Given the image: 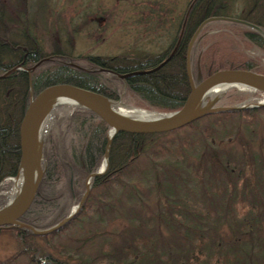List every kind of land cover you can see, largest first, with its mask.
<instances>
[{"label": "trees", "instance_id": "obj_1", "mask_svg": "<svg viewBox=\"0 0 264 264\" xmlns=\"http://www.w3.org/2000/svg\"><path fill=\"white\" fill-rule=\"evenodd\" d=\"M46 1L13 0L11 6L0 3V75L18 64L30 67L47 58L29 75L22 70H14L0 77V182L5 177L17 176L18 125L29 96H34L43 87L67 83L95 91L109 99L120 97L136 106L162 112L176 110L189 92L185 51L200 22L210 16H227L251 22L264 30V0H186L181 13L170 20V29L166 28L164 40L167 45L164 47H158L153 52L131 47L112 55H73L69 41L73 33L86 23L93 25L97 32L102 31L106 11L97 9L93 16L83 17L78 24L71 19L68 23L67 19L57 20L54 25H49L51 38L46 45L34 30L36 25L37 30L45 26L44 17L39 19L33 14L47 11ZM95 1L97 6L99 0ZM238 1L242 6L236 12ZM82 9H78V13L85 12L86 9ZM62 30L64 32H59ZM40 32L43 34L42 30ZM62 34L63 43L60 44ZM244 34L252 43L263 44L256 32L248 30ZM159 42L162 43L161 39ZM175 44L171 57L154 71L131 74L123 79L117 77V74L155 67L168 56ZM192 68L193 80L195 76L204 79L221 69H252L249 64L234 60L217 48L216 43L198 50ZM258 111L264 112V105L206 114L162 133L116 132L109 143L105 172L91 179L88 195L65 224L40 235L24 228H0V231H12L19 244V248L0 264H7L19 255L27 256L33 264H67L49 253L41 254L40 248L45 243H34L35 237L53 238L85 221L105 220L104 211L107 209L110 212L113 208V203L107 201L115 198L112 189L121 188L123 193H128L123 179L141 160L140 169H143L140 174L147 179L157 174V168L164 171L162 176H165L166 182L161 185L155 183L154 186L161 206L171 208L173 216L162 215L161 228L144 230L140 222H136L123 235L121 244L115 250L107 252L101 245L103 254L90 258L81 253L77 264H238L240 261L241 264H264V240H259L264 222V191L262 196L259 193L261 187L247 185L246 178L225 175L237 171L244 176L242 173L247 168L253 170V178L262 181L260 178L264 179V176L259 173L264 166L254 159L255 166L250 164L251 158H248V163L242 161L247 158L239 159L234 152L220 155L219 161L209 164L199 157V154L214 156L209 149L215 143L212 137L214 129L226 123L221 120L243 117L245 128H251L250 120ZM211 118L216 119L201 128L202 137L194 132L173 136L201 119ZM58 120L55 134L44 141V171L34 198L19 217L21 222L37 229L57 223L66 216L74 201H79L84 191V179L96 170L106 147L107 126L93 112L77 107L68 118ZM203 141L208 142L205 145ZM195 148L198 154L194 156L191 151ZM241 154L246 153L242 151ZM189 155L199 159L194 163L188 162ZM217 163H220L219 166ZM237 180H240V187H237ZM127 187L129 192H137L134 186L129 184ZM116 201L119 203V198ZM128 219L130 217H125V220ZM93 235L94 232L81 237L82 243Z\"/></svg>", "mask_w": 264, "mask_h": 264}, {"label": "rangeland", "instance_id": "obj_2", "mask_svg": "<svg viewBox=\"0 0 264 264\" xmlns=\"http://www.w3.org/2000/svg\"><path fill=\"white\" fill-rule=\"evenodd\" d=\"M1 1V4L7 6L13 5V0ZM185 1L186 0H99L96 6L95 0H47L45 2V7L47 8L48 6L47 11H37L33 13L37 15L39 19H41L42 16L44 17L43 25L45 26H43V28L39 27L40 30H37L38 27L36 26L38 25H36L34 30L37 31V35L41 38L40 40L47 45L46 42L48 38H51L49 25H54L57 20L60 21L62 19H67V23L69 22L68 19H71L72 22L78 24L83 20V17H91L95 14L97 9H103L106 11L105 16L107 18L103 24L102 31L97 32L93 25L86 23L84 27L78 28L80 30H78L77 33L74 32L73 35L71 34L72 37L69 41L72 45L71 52L73 55L88 53L112 55L125 51L131 47L138 50L153 52L156 48L167 45V42L164 40V37H166L165 34L167 33L166 28H169V23L173 16H178L181 13ZM241 6V1H238V4L235 5V11L238 12ZM81 7L86 10L83 13H78V9L81 10ZM41 30L43 34L40 32ZM248 30L251 29L240 24L225 21H211L204 24L193 40L192 45L194 46L191 45L192 49L190 48L189 67L191 75L193 73V62L198 50L206 48L213 43H216L217 48H220L234 60H240L249 64L252 68L250 71L264 74V39L261 37L263 44L260 46L252 43L244 34L245 31ZM59 32L64 31L62 30ZM170 34L171 33L168 35ZM62 38L63 34L60 38V44L63 43L61 40ZM160 39L162 43L159 42ZM202 79L201 77L197 78L195 76L193 81L199 82ZM118 99L129 106L152 112H162L143 106L128 104L120 97ZM258 102H264L263 93L249 90L240 93L235 90H228L218 99L216 105L232 106ZM75 108H77V106H62L56 108L54 110L55 112H52L53 115H51L42 134V148L45 139H49L52 134H55L59 122L58 119L68 118ZM214 119L216 118L201 119L192 127L180 129L173 136H185L194 132L195 134L197 133L198 137H202L200 133L201 128L207 126L209 124L208 122ZM221 121H225L226 123H222L221 127L214 129L212 134L215 143L213 148L209 150L214 153V156L210 157L208 155L203 156V154H199L202 161L205 162V164L217 162L221 158L220 155L234 152L237 153L239 159L240 157L247 158L242 161L248 163V158H251L250 164L252 163V165L255 166L252 162L254 159L260 162V166H264V112L258 111L254 113L253 118L250 120L252 122L251 128H245V119H243V117L233 116ZM224 134H226V136ZM203 142L206 145L208 141ZM242 151H245L247 155H242ZM191 152L194 156L198 154L196 153V148ZM199 157L197 156L198 159ZM197 158L189 155L187 160L188 162L194 163L197 162ZM102 159L97 168L101 165ZM141 162L142 160L133 165L132 172L123 179L126 183H124V188L128 193L125 191L123 193L121 188L112 189L115 198L114 200L111 198L107 199V201L113 203V208L110 212L107 209V211H104L103 218L105 220L100 221L91 219L85 221L81 225L70 227L62 235L53 238H51V236L35 237L33 240L34 243H45V246L40 248V253H49L52 257L63 260L67 264H77V257L81 253H84V256L87 255L90 258L97 254H103L102 250H100L101 245L105 246L107 252H111V250L121 244L123 235L135 226L136 222H140L139 225L144 230L153 227L161 228L160 220H163L162 215L166 213L173 216L171 208L161 206V200L156 196L154 186L155 183L161 185L163 182H166L165 176H162V174L165 173L163 170L157 168V174L155 176L152 174V178L147 179L140 174V171L142 172L143 169H140V167H142ZM219 164L220 163H217L218 166ZM262 168L263 167H261V169ZM253 173V170L245 168L242 173L245 177L237 171L225 173V175L246 178L245 180L248 182L247 185H258L261 187L259 193L263 196L264 179L260 178L262 181H259L257 178H253ZM259 174L260 176H264V170L260 171ZM13 177L15 176L10 178L12 179ZM11 179L4 178L0 182V208L10 200L13 191V181ZM239 182L240 180H237V187H240ZM129 184L134 186L137 192H129V187H131H127ZM100 189L101 188H99L98 191ZM117 198L120 200L119 203L116 201ZM77 202L78 201H74L69 211ZM102 207H104V205H102ZM106 214L109 217H107ZM131 216H133V218H131ZM125 217H130V219L125 220ZM138 217H140V219L137 220ZM151 224L152 227H150ZM92 232H94L92 238L86 240V244L82 243L83 239L81 237L90 235ZM259 232L261 234L259 240H264V222ZM164 235L166 236V234ZM164 235L161 236L164 237ZM241 240L242 239H240V241ZM78 246H80V249L74 250V248ZM17 248H19V244L14 237V233L10 230H1L0 262L10 257ZM107 252L105 253L108 254ZM7 264L33 263L27 256L19 255L14 260H10ZM238 264H241V261Z\"/></svg>", "mask_w": 264, "mask_h": 264}, {"label": "water", "instance_id": "obj_3", "mask_svg": "<svg viewBox=\"0 0 264 264\" xmlns=\"http://www.w3.org/2000/svg\"><path fill=\"white\" fill-rule=\"evenodd\" d=\"M211 21H229L246 26L264 39V31L258 25L242 19L227 16H210L200 22L190 38L185 51V72L189 92L181 106L176 110L166 112L153 111L156 114L154 118L146 121H137L130 119L119 112L117 109V103L127 105L122 103L119 99H109L95 91L67 83L51 84L40 89L34 96L30 95L20 119L17 132L19 162L16 173L20 171L22 176V185L15 199L10 202L8 200L0 208V228H24L29 230L32 234L40 235L50 233L65 224L82 205L89 192L91 179L105 172L107 168V152L109 143L116 132L134 134L162 133L182 127L206 114L263 106L264 102L232 106H217L216 103L219 99L218 98L209 101L205 107H199L198 103L200 99H205L206 91L215 84L231 85L234 87L243 86L249 91L264 94V74L245 69L217 70L200 80L198 83H194L189 67L190 48L201 27ZM176 44L168 56L155 67L132 71L125 74H117V77L123 79L131 74H144L154 71L171 57L176 48ZM45 60H47V58L37 61L30 67H23L21 65L14 66L1 74L0 77H3L14 70H23L27 73V75H29L30 71ZM69 64L71 63L69 62ZM51 98H63L70 100L73 102V106L87 109L97 115L107 126L106 147L101 165L85 177L84 191L77 204H75L66 216H64L57 223L44 229H37L31 225L21 222L19 217H21V215L30 206L44 171L42 137L39 141H37V130L39 126V117L44 111L46 102H48Z\"/></svg>", "mask_w": 264, "mask_h": 264}, {"label": "bare ground", "instance_id": "obj_4", "mask_svg": "<svg viewBox=\"0 0 264 264\" xmlns=\"http://www.w3.org/2000/svg\"><path fill=\"white\" fill-rule=\"evenodd\" d=\"M228 90H235L237 92L242 93L248 89L243 86L234 87L231 85L228 86V85H223V84H215L206 91L205 99H200L198 103L199 107L200 108L205 107L209 101L222 97V95ZM117 104H118L117 109L119 110V112L133 120L146 121L156 116V114L152 111H147V110H144L138 107L129 106V105H123L121 103H117ZM73 105H74L73 102L67 99H63V98L49 99L48 102H46L45 104L44 111L39 117V126L37 130V141L41 139L43 131L46 128L48 121L51 118V115H53L52 112L56 108H59L62 106H73ZM11 180L13 181V188H12L13 191L10 196L9 202L15 199V197L17 196V194L19 193L21 189L22 176H21L20 171L17 173V176L12 178Z\"/></svg>", "mask_w": 264, "mask_h": 264}, {"label": "flooded vegetation", "instance_id": "obj_5", "mask_svg": "<svg viewBox=\"0 0 264 264\" xmlns=\"http://www.w3.org/2000/svg\"><path fill=\"white\" fill-rule=\"evenodd\" d=\"M18 65H21V64H18ZM17 66V65H16ZM22 66V65H21ZM24 67V66H23ZM23 71V70H22ZM4 179V178H3Z\"/></svg>", "mask_w": 264, "mask_h": 264}]
</instances>
